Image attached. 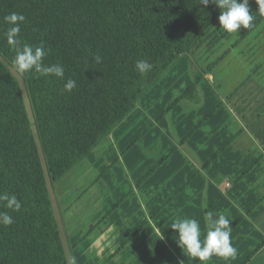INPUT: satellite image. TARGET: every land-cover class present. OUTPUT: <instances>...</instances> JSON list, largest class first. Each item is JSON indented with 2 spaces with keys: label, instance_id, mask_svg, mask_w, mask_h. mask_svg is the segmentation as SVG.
Segmentation results:
<instances>
[{
  "label": "trees",
  "instance_id": "1",
  "mask_svg": "<svg viewBox=\"0 0 264 264\" xmlns=\"http://www.w3.org/2000/svg\"><path fill=\"white\" fill-rule=\"evenodd\" d=\"M249 7L254 21L237 31L240 40L264 21L256 0H249ZM13 12L25 17L21 45L35 48L43 43L51 50L43 63L64 67L63 79L34 70L20 74L34 121L9 69H15V51L7 43L10 25L4 18ZM219 15L216 5L204 6L201 0H0V194L15 195L21 203L19 211L0 205V212L14 220L10 226L0 225V264H69L52 206V186L182 57L189 60L192 82L165 112L180 101L199 103V83L225 54L206 69L196 55L236 34L220 27ZM142 59L153 65L144 75L135 68ZM68 79L76 82L71 92L64 91ZM156 260L157 255L143 249L121 264Z\"/></svg>",
  "mask_w": 264,
  "mask_h": 264
},
{
  "label": "crops",
  "instance_id": "2",
  "mask_svg": "<svg viewBox=\"0 0 264 264\" xmlns=\"http://www.w3.org/2000/svg\"><path fill=\"white\" fill-rule=\"evenodd\" d=\"M217 46L196 56L206 69L225 54L199 83V103L165 112L192 82L182 57L63 178V196L54 184L75 264L129 263L143 249L157 255L154 264H200L170 225L177 216L196 219L203 239L209 212L230 220L237 256L208 264H264V84L250 77L242 53Z\"/></svg>",
  "mask_w": 264,
  "mask_h": 264
},
{
  "label": "clouds",
  "instance_id": "3",
  "mask_svg": "<svg viewBox=\"0 0 264 264\" xmlns=\"http://www.w3.org/2000/svg\"><path fill=\"white\" fill-rule=\"evenodd\" d=\"M216 5L220 10L218 17L220 27L227 33H236L243 27L248 29L252 26L254 16L250 12L249 0H201L204 6L209 3ZM259 12L264 15V0H256ZM4 20L10 25L6 32L7 43L15 51L13 65L20 74L31 73L33 70L41 76L64 78V67L62 64H52L46 66L44 58L50 54V49L40 46L33 47L28 44L21 45L19 34L20 25L25 21L22 14L11 13ZM96 63H101L99 55L94 57ZM153 65L146 59L137 60L135 68L139 74L144 75L152 70ZM76 86L73 79H68L64 85V91L71 92ZM0 205L19 211L21 203L15 195L7 193L0 194ZM214 218L213 213L207 214V223L209 230L205 237L201 239L200 224L196 219L177 216L171 223L170 228L177 232L176 243L185 255L198 260L200 264H208L213 256L224 260L235 259L237 249L231 241L230 220L224 214H217ZM14 223L12 216L6 212H0V225L10 226ZM72 264H75L73 259Z\"/></svg>",
  "mask_w": 264,
  "mask_h": 264
},
{
  "label": "rangeland",
  "instance_id": "4",
  "mask_svg": "<svg viewBox=\"0 0 264 264\" xmlns=\"http://www.w3.org/2000/svg\"><path fill=\"white\" fill-rule=\"evenodd\" d=\"M239 37L240 36L238 35V33L234 34L229 40L221 42L217 47H219L221 45V49H222L221 51H223V52H226L228 50L227 46L234 47V49L231 50V52H232L231 56L232 57H235L236 52L242 53V56L245 57V60L249 61V65H250L251 71H252V75L250 77L255 78L256 80H258L259 82L264 84V21L261 23V25L258 26V28L252 34H250L245 39H241V41H240ZM245 45H246V50H245V48L243 49V47H245ZM210 60H211V62L215 61L214 57H210ZM9 69L13 73V75L18 79V81L21 85V88L23 90L26 108H27V111L29 113V117L31 118L32 121H34L33 106H32V103H31V100L29 97L27 83L24 81L22 75H20V73L16 71V68L15 69L9 68ZM230 72H231V70L229 68H226L221 75L223 77V76H226L227 74H230ZM78 164L76 166H78ZM68 176H69V174H68ZM62 182H63V179H61V181H59V183H58V186L60 187V189H62L61 190V196L64 195L63 191H65L67 189V187L64 189L63 186H61ZM84 184H86V182ZM69 190L70 189L68 188V191ZM50 195H51L52 206H53L55 218L57 220L59 231L61 234L60 236H61V239L63 242V247H64V250H65V253L67 256V260H68L69 264H72V261L70 260L69 253L67 250V246H66L65 242L63 241V237H62V228H61L62 224H61V217L60 216L63 214V212H62V214L60 213V209L58 206L59 200L57 198L56 190H55L54 186H52V189L50 191ZM71 204L73 206H78V207H80V205H82L81 202H79V203L75 202L74 204L73 203H71Z\"/></svg>",
  "mask_w": 264,
  "mask_h": 264
}]
</instances>
